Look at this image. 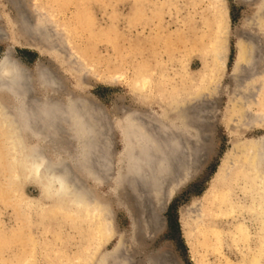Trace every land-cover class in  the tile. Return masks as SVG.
Here are the masks:
<instances>
[{
  "label": "rangeland",
  "instance_id": "374dc122",
  "mask_svg": "<svg viewBox=\"0 0 264 264\" xmlns=\"http://www.w3.org/2000/svg\"><path fill=\"white\" fill-rule=\"evenodd\" d=\"M62 1L0 0V26L10 35L0 39V58L10 47L28 69L31 98L51 95L66 107L72 96L93 110L86 116L96 129L88 139L94 145L90 160L82 158L77 131L65 119L41 146L51 158L64 157L91 191L89 203L100 202L104 209L92 220L73 211L23 217L20 201L38 196L40 188L31 180H12L17 166L8 137L14 126L6 124L9 118L0 110V264H62L79 255L85 256L82 264H97L102 256L106 264L238 260L245 248L228 237L218 252L204 255L205 246L186 236L183 220L195 227L214 181L231 172L243 145L264 137V0H217L214 5L212 0ZM44 11L54 12V24ZM22 12L49 23L43 38L54 41L53 53L27 47L19 29ZM216 13L226 24L224 33L214 30ZM212 40L226 48L225 62L217 60L214 76L197 82L205 61L211 60L200 50ZM37 66L57 78V93L41 88ZM143 71L153 80L142 89L135 80ZM174 88L184 90L180 119L169 102ZM158 92L166 97L167 113L154 100ZM2 105H13L4 89ZM130 120L150 132L162 125L182 131L172 133L179 152L169 156L165 175L150 170L144 176L130 164L131 151L138 150L123 143ZM157 150L163 152V146ZM232 223L218 222L227 229Z\"/></svg>",
  "mask_w": 264,
  "mask_h": 264
},
{
  "label": "bare ground",
  "instance_id": "6f19581e",
  "mask_svg": "<svg viewBox=\"0 0 264 264\" xmlns=\"http://www.w3.org/2000/svg\"><path fill=\"white\" fill-rule=\"evenodd\" d=\"M216 1L212 0L213 5L216 4ZM38 12V9H36L37 14ZM44 13L54 24V20H56L54 12L44 11ZM213 22L215 32L218 34L224 33L226 30L225 23L219 14L216 13ZM48 24L46 20L37 22L36 19H31L27 13H21L19 29L22 32L21 35L22 38L24 37L27 47L35 49L40 53H51L56 50L57 46L53 44L54 41L50 39L51 44L48 39L43 38L45 35L44 30ZM210 28L213 27L211 26ZM210 28L209 30H211ZM38 32L40 34L37 35ZM211 32L213 33V30ZM8 38H10L9 33L5 32V29L0 26V39ZM212 41L213 44L208 49L202 50L203 48H200L201 53H203L202 55L210 54L211 60L205 61L198 80L197 76L195 78L197 82H205L214 76L218 66L217 60L222 63L225 62L227 55L225 52L226 48H223L224 46L222 47V45L218 46V42ZM204 42L203 46L207 44L206 41ZM10 49L9 47L4 56L0 58V89L8 91L12 96L13 105H2L0 106V110L9 118L6 120V124L14 126L12 134L8 137V141L10 148L14 150L13 158L17 169H15V173L11 178L14 181L31 180L40 188L38 196L25 198L20 201L23 217L26 218L29 217V214H34L35 217L42 219L47 213L68 215L73 211L75 215H87L92 220L97 214L102 213L104 205L100 202L91 205L90 203L92 202L89 203V199H92L90 198L92 197L91 191H86V188L83 187V184L75 176L76 174L70 170V167H68L69 162L62 156L51 158L43 151L41 146L49 138V133H55L58 130V126H61L59 119H65L67 122L72 123L75 131H77L76 139L79 140L82 158L86 161L90 160L92 158L89 156L90 150H92L94 145L88 139L92 135L94 136L95 133L92 134L93 131L96 132V129L90 128L91 124L94 126L93 122L91 121L92 123L90 124L86 119V116L89 115L88 110L91 109L84 100L72 96L68 97L66 107L64 105H62L63 107L60 106V99L51 95L31 98L32 86L28 79V69L11 54ZM36 71L41 88L44 91H49V93H57V78L47 71L40 70L39 66H37ZM151 76L146 71H143L135 80V85L142 87V89L143 87L146 88L151 80H153ZM183 91L181 88H174L170 93L171 98L169 102L173 105L171 107H174V111L172 112L179 119L183 118L184 115L183 105L181 104ZM162 93L158 92V96L154 97V100L162 104V108L166 111L164 112L167 113L169 108L164 103L163 98L165 96ZM140 123L130 120L129 126L122 133L124 146L129 150L133 148L138 149H134L136 150L135 152L131 151L132 154L129 157V162L135 165L136 173L140 172L144 176L148 173L150 174L152 172L150 170H154L157 174L160 172L161 175H165L164 165L171 163L169 156L172 153L174 154V150L176 151V149L179 152L178 138L177 136L173 137L172 133L174 132L175 135L176 132L182 131L177 128L170 130L169 127L165 129L162 128V125L158 129V126H156V129L150 132L146 128L144 129ZM27 134H30V136L26 137ZM160 137L164 140V143L160 142ZM28 138L33 140V142L28 141ZM162 146L164 150L159 153L157 148H161ZM147 147L152 148L154 151H148ZM168 149L169 151L167 152ZM166 152L167 154L165 155ZM92 153L90 154L91 156ZM145 166H148L149 170L144 169ZM238 190L242 192L243 197L240 196ZM75 215L72 217H75ZM198 217L194 228L191 227V222L187 219L183 220L184 232L193 243V239H195L197 244L205 246L204 255H207L211 249L218 252L224 245L226 237H228L236 246L245 248V251L241 250V257L238 260H232L226 256L220 257L219 264H263L264 137L255 141H249L245 146L243 145L231 172L214 181L210 192L206 196L205 206L198 213ZM224 218L233 222L232 226L228 229L218 224L219 219ZM81 219L78 220L80 221ZM50 228L46 230H51ZM106 257H100L97 264H106ZM84 260L85 256L79 255L74 258H67L66 262L62 264H82Z\"/></svg>",
  "mask_w": 264,
  "mask_h": 264
}]
</instances>
